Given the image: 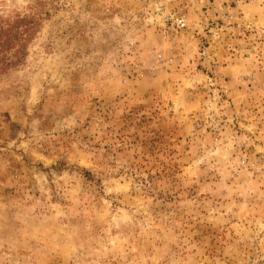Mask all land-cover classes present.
Instances as JSON below:
<instances>
[{"label":"rangeland","instance_id":"rangeland-1","mask_svg":"<svg viewBox=\"0 0 264 264\" xmlns=\"http://www.w3.org/2000/svg\"><path fill=\"white\" fill-rule=\"evenodd\" d=\"M0 16V264H264V0Z\"/></svg>","mask_w":264,"mask_h":264},{"label":"trees","instance_id":"trees-1","mask_svg":"<svg viewBox=\"0 0 264 264\" xmlns=\"http://www.w3.org/2000/svg\"><path fill=\"white\" fill-rule=\"evenodd\" d=\"M33 26V21L23 17L0 16V73L17 65L25 55Z\"/></svg>","mask_w":264,"mask_h":264}]
</instances>
